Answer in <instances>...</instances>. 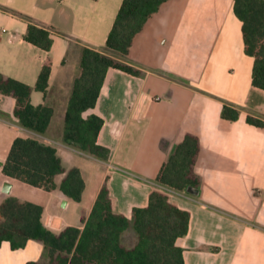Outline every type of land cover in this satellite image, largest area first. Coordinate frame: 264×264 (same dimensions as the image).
<instances>
[{
    "label": "crops",
    "instance_id": "crops-1",
    "mask_svg": "<svg viewBox=\"0 0 264 264\" xmlns=\"http://www.w3.org/2000/svg\"><path fill=\"white\" fill-rule=\"evenodd\" d=\"M122 2L0 0V73L34 88L49 60L48 90H33L31 103L53 110L41 135L22 127L14 116L15 99L0 94V205L9 196L41 205L45 226L59 233L67 226L82 227L107 186L114 211L131 219L133 209L146 207L151 192L161 188L156 178L175 146L193 134L200 141L194 166L200 190L197 196L171 195L190 213L188 233L176 241L184 264H264V129L246 120L249 114L264 120V90L252 85L254 58L245 52L235 0L162 4L135 36L124 61L143 75L110 68L96 105L83 113L103 120L97 142L109 149V159L64 142L82 49L105 46ZM29 24L50 31V51L24 39ZM224 104L239 109L238 120L222 118ZM20 136L54 146L66 171L80 169L85 181L80 202L59 188L49 192L3 173ZM82 162L89 164L85 170ZM71 206L74 222L58 215ZM46 259L43 245L34 240L16 250L8 241L0 246V264Z\"/></svg>",
    "mask_w": 264,
    "mask_h": 264
},
{
    "label": "trees",
    "instance_id": "trees-1",
    "mask_svg": "<svg viewBox=\"0 0 264 264\" xmlns=\"http://www.w3.org/2000/svg\"><path fill=\"white\" fill-rule=\"evenodd\" d=\"M167 1L123 0L105 46L83 47L80 75L74 82L65 115V143L97 159H109V149L97 142L103 120L96 115L84 118L83 113L96 105L110 68L143 75L140 68L124 61L135 36ZM234 12L243 23L245 52L254 58L252 85L264 90V0H235ZM24 39L46 52L52 47L50 31L35 24H29ZM50 73L51 63L47 60L34 88L0 73V94L15 99L14 116L19 124L41 135L48 129L53 110L46 105L34 106L31 94L33 90L47 92ZM221 116L236 121L240 111L224 104ZM246 120L264 129L263 119L249 114ZM199 152L198 137L187 134L159 171L156 183L161 188L151 192L146 207L133 209L131 219L114 211L107 186L102 187L88 217L82 218V227L67 226L59 233L45 226L41 205L9 196L0 205V246L8 241L16 250L24 248L29 240L41 243L46 261L26 264H184L183 249L176 241L187 235L190 213L178 207L162 188L197 196L187 189L200 190V179L194 172ZM2 170L6 176L33 187L49 192L59 188L69 199L82 200L85 181L80 169L66 171L56 148L35 137H17ZM62 175L58 185L57 178ZM131 226L137 240L127 247L123 237Z\"/></svg>",
    "mask_w": 264,
    "mask_h": 264
},
{
    "label": "rangeland",
    "instance_id": "rangeland-1",
    "mask_svg": "<svg viewBox=\"0 0 264 264\" xmlns=\"http://www.w3.org/2000/svg\"><path fill=\"white\" fill-rule=\"evenodd\" d=\"M81 164L84 167V170H85L86 167L89 166V164L87 162H82ZM72 209H73L72 206L69 207L68 209L64 210V211L62 209H60L58 211V215H61L62 217L64 216L65 218L70 220L69 222H74L73 210ZM136 240H137L136 233H135L133 227L131 226L127 230L125 236L123 237V243H124L125 246L131 247V246H133L135 244Z\"/></svg>",
    "mask_w": 264,
    "mask_h": 264
},
{
    "label": "built area",
    "instance_id": "built-area-1",
    "mask_svg": "<svg viewBox=\"0 0 264 264\" xmlns=\"http://www.w3.org/2000/svg\"><path fill=\"white\" fill-rule=\"evenodd\" d=\"M164 191H166L170 196L171 195H175L176 193H178V192H175V191H173V190H170V189H167V188H162Z\"/></svg>",
    "mask_w": 264,
    "mask_h": 264
},
{
    "label": "water",
    "instance_id": "water-1",
    "mask_svg": "<svg viewBox=\"0 0 264 264\" xmlns=\"http://www.w3.org/2000/svg\"><path fill=\"white\" fill-rule=\"evenodd\" d=\"M187 190H188V192H190V193H196V194H198V191H196V190H194V189H192V188H188Z\"/></svg>",
    "mask_w": 264,
    "mask_h": 264
}]
</instances>
